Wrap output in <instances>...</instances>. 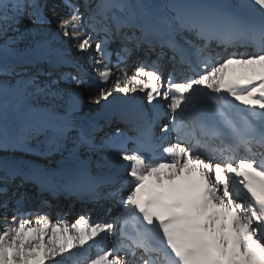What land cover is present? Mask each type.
I'll use <instances>...</instances> for the list:
<instances>
[{
    "label": "snow or ice",
    "instance_id": "snow-or-ice-1",
    "mask_svg": "<svg viewBox=\"0 0 264 264\" xmlns=\"http://www.w3.org/2000/svg\"><path fill=\"white\" fill-rule=\"evenodd\" d=\"M61 2L67 11L56 17L54 35L62 31L69 37L94 73H88L76 58L59 55V64L72 69L60 77L73 86L72 110L83 101L82 89H89L88 102L98 106L101 101L110 102V97L115 100L114 92L126 95L139 90L156 118L148 121V132L137 128L134 137L113 127L124 119L122 115L105 113L103 124L94 121L87 129H77L67 112L61 118L62 132L78 131L77 143L86 152L101 153L104 164L124 168L127 181H116L120 186L108 193L113 200L119 195L124 209L112 221L85 226L86 216L81 214L67 226L60 220L50 223L48 213L39 216L24 210L21 205L29 198L28 192L21 191L25 185H36L38 197L44 193L71 195L79 181L46 182L22 160H0V209L5 213L0 225V264H64L62 254L87 252L93 245L107 246L84 264H264V75L258 81L226 85L222 75L233 62L264 65V0L183 4L174 17L161 18L152 31L136 22L135 6L128 0H99L95 5L91 0ZM59 6L52 0H0V38L4 39L0 72H16L9 58L22 60L21 70L31 62L14 46L16 38L9 31L19 32L27 21L31 27L26 30L42 36L52 24L48 13H55ZM242 8L258 19H242L235 12ZM241 32L257 38L259 51L228 54L215 62L205 58L209 42L224 45ZM117 42L119 46L111 49ZM47 46V40H42L37 49ZM157 46L161 49L158 59L164 48L171 53L167 58L172 71L166 78L156 62L149 67L141 61L132 74L119 67L135 52L143 49L148 56ZM177 63L203 68L178 80ZM58 83L53 80L43 88L37 86V91L60 95L54 88ZM229 96L244 106L239 114L246 124L244 130L236 123ZM161 112L170 114V120L161 123ZM157 123L159 135L150 131ZM98 132H104L103 136L98 137ZM25 146V136L0 128V152ZM241 150L247 155H238ZM105 151L111 156L102 155ZM150 177L154 183L146 184ZM142 192L146 193L143 197ZM40 203L50 206L46 199ZM9 210L13 212L11 223ZM32 215L38 216L34 227L25 218ZM58 227L62 242L57 238ZM98 235L99 240H94Z\"/></svg>",
    "mask_w": 264,
    "mask_h": 264
},
{
    "label": "bare ground",
    "instance_id": "bare-ground-1",
    "mask_svg": "<svg viewBox=\"0 0 264 264\" xmlns=\"http://www.w3.org/2000/svg\"><path fill=\"white\" fill-rule=\"evenodd\" d=\"M197 2L195 3H214V0H196ZM149 2L151 4L156 5L157 7H163L166 10H169L172 8V4L171 2H173L172 0H149ZM181 3V2H180ZM57 5H60L57 10L56 13H52V15H49L50 19L52 20V24L50 27H48L45 31H44V35H36L33 33H29L26 29L30 28L31 25L26 21L24 25H20V31L19 32H13V31H9L8 35L9 36H16L18 39L16 41V44L14 45L18 50H20L22 53H24L27 57L29 54L32 53V56H35L37 58L38 55H35L36 52L38 53H42V52H54L53 50H49L50 49H55V48H59L61 50L62 53H66L68 55H70L71 57L76 58L84 67L87 66L86 60L85 58L82 56L81 53H79L76 48H75V43L72 42L70 40L69 37H64L62 34V31L60 33L59 36L54 35L55 31H56V17L58 15H64L66 13V9H64L62 7V2L61 0H58ZM183 4V2L181 3ZM21 33H23V35H21ZM42 40H47L48 42V46L47 48H39L37 49V45L40 41ZM4 43V39L0 38V45H2ZM119 46V42H117L115 45L112 46L111 49H115ZM52 47V48H51ZM49 53V52H48ZM40 56H48L47 54L45 55V53L43 54H39ZM143 56V57H142ZM142 57V58H141ZM156 55L153 54L151 61L147 62V64H152V62L155 61ZM31 58V57H30ZM30 58H28L30 60ZM148 56H145L143 49L135 52L127 61V66H125L124 68L127 69L128 74H132L135 70L136 67L138 65V63H140V61L147 59ZM221 58V57H220ZM138 59L139 62H136ZM211 59V60H210ZM207 60L209 62H215L218 60H215L214 58L208 57ZM31 61V60H30ZM9 62L13 65H16V72H13L14 76H20V71H24L21 70V68L19 67V63H18V59H13V58H9ZM33 62L27 63L25 64L26 67H24L25 69V73L22 74V77L24 79V84L23 86H26L25 84H28L29 82L27 81L28 78L31 79V81L34 83H36L40 88H43L47 83L53 81V80H59V83L57 85L54 86V88H58L60 90V95L57 96H52V95H45L44 93H42V97L40 101H37L36 99H33V96L36 95V91L32 92L26 99H25V103L28 104V102H35V104L37 106H45V108H48L50 105L51 108L54 110V113L48 112V111H43V110H39V109H35L32 105H26L25 103H23V105L21 104H16L14 106L9 105L8 107H5L6 111L0 110V115L1 116H6L8 118H11V121H15L17 123L15 129L22 123H33V127L31 130H33L34 132H37L36 135L33 136V143L36 144L38 142L41 141V137L43 136V134L40 132L38 126L41 124L43 125H49V127L45 130L46 134H44V139L43 141V146L48 147V150L46 151H40L38 149H36L34 146H26L23 149H16V150H11L13 151V153H24V154H31L33 155H37L43 158H62L64 159L63 155H59L57 152L58 151H53V146L55 145V143H57V146H59V148L61 150H64L66 152H80L82 155H90L93 154V156H95L98 160H99V165L101 166V164H104L103 161H100V155L101 153H91V152H86L85 149H83L79 144L75 145V143H77V136H78V131H74V132H70L68 135L66 136H62L60 135L58 129L61 128L62 129V117L65 115V113L67 112L69 115V118L74 122V124L79 128H88V126L96 121L95 120V115L96 113H98L99 111H107L109 110L110 112H113L114 108H117L118 106L120 107H125L129 104L132 105H137L138 103H145V99L144 97V92H140L139 90L137 92H129L126 95L122 94V93H113V95L116 97L115 100H113L111 97L109 98L110 102H105V101H101V105H96L94 103L90 104L89 101V97H88V91L89 89H82L83 92V101L82 103L78 104L75 108V110H72L71 105H72V100H71V90L73 88V86L67 82H65L64 80L60 79L61 74L64 72H68V71H72V69L70 68H62L57 70L56 73L54 74H49L48 72H44L43 70H41L40 66L42 64L39 65V67H31L30 64H32ZM121 68V67H120ZM203 68V65L201 67V69ZM114 72L117 71V69L114 67L112 69ZM164 70H168V67L166 66L164 68ZM60 71V72H58ZM27 72V73H26ZM244 72V71H243ZM19 73V74H17ZM89 73H93L92 68H89ZM3 76H7V74L5 72H0V77ZM3 82V79H0V83ZM94 87V85H93ZM147 91V90H145ZM8 96H3L0 97V101L1 100H7ZM17 101H20V95L17 96ZM32 104V103H31ZM80 105H82V109H79ZM258 109V106H256ZM166 109H167V105H166ZM57 112V113H55ZM170 115V114H169ZM170 119V117H169ZM102 120V119H101ZM101 120H97L98 122H101ZM44 122V123H41ZM124 121H119V123L121 124ZM36 123V124H34ZM7 119L6 120H1V126L0 128H7ZM123 124V123H122ZM116 127V126H113ZM121 127V126H118ZM23 130V128L21 129ZM109 128L104 127V131H108ZM54 133V134H52ZM63 133V132H62ZM104 132H98L97 135L103 136ZM172 136H174V133H172ZM102 155H111L110 152H103ZM18 156H2V158H0V160H10V161H14L17 160ZM69 156H67L66 160H69ZM34 164H37L36 162H33ZM52 166H48L47 168H52ZM102 167H108L107 164H104V166ZM41 179H44L46 182V179L50 178L45 174V173H41L39 174ZM59 175V174H58ZM18 183V181H16ZM10 187H14V185H10ZM117 187L116 184L114 183H109V184H102L101 186H99V189H101L103 191V195L101 197H105L106 193H108V191H113L115 188ZM26 185L24 187V189H26ZM105 194V195H104ZM100 202H102L103 204H110L112 203V200L110 198H102L100 200ZM40 202L39 201H32V200H25V202L22 204V208L24 210L27 211H32L35 212L37 211L38 207H39ZM72 204V203H71ZM110 208H112L113 210V216L116 218L119 216V213L116 212V205H112ZM67 210V212L71 213V219H65L63 218L64 215V211ZM11 211V210H9ZM7 212V218L9 220V222L11 223V219H12V213ZM104 211L106 210H102L99 213V217H102ZM76 211L66 208V209H56L54 211H51V215H48L47 218L50 221V223L52 224H57V221L60 220L61 225H67L70 226L71 224L75 223V221L77 220V218L81 215H75ZM44 215V214H43ZM41 215V216H43ZM38 217V216H35ZM62 217V219H61ZM28 218L32 221V226H35V220L36 218H34V215H32L31 217H25ZM5 219V213L3 209H0V225L3 224V221ZM20 219V217H17V221ZM97 222V221H95ZM85 226H87L90 222L85 220ZM70 234V233H69ZM57 238L59 240H63V236L60 235L59 233V227L57 228ZM94 240H99V235L93 238ZM89 244H91L92 242L89 241ZM85 248H87V245L84 246ZM94 247V245H93ZM92 247V250H93ZM103 248V245L99 246V250ZM71 252L75 253V250H70ZM79 253V252H78ZM82 253H84V255L82 256H78L77 261L73 262V263H77L78 261H84L87 258H89V254H87L86 252L82 251ZM92 253V251H91ZM97 253V252H96ZM65 255V258H73L74 254H62ZM59 258V257H56ZM72 263V264H73Z\"/></svg>",
    "mask_w": 264,
    "mask_h": 264
},
{
    "label": "rangeland",
    "instance_id": "rangeland-1",
    "mask_svg": "<svg viewBox=\"0 0 264 264\" xmlns=\"http://www.w3.org/2000/svg\"><path fill=\"white\" fill-rule=\"evenodd\" d=\"M16 38V41H17V37L16 36H13ZM124 64H120L119 66H122L123 67ZM0 79H3V82L0 83V97H3V96H8L7 100H1L0 101V108H2L3 111H6L5 107H8L9 105L12 104V106L16 105V104H21L23 105V103H25V99L34 91H36V95L33 96V99H36L37 101H40L41 100V97H42V93H40L39 91H37V84L36 83H33L31 81V79L28 78V84H25L26 86H23L24 84V79L22 77V75L20 76H3V77H0ZM20 95V101L18 102L17 101V96ZM29 104H26V105H32L35 109H39V110H43V111H46V110H51V106L48 105L49 107L48 108H45V106H38L35 104V102H28ZM32 103V104H31ZM57 113V112H56ZM6 120L7 119V129L10 130V131H14L17 123L15 121H11L12 119L11 118H8L7 115L6 116H1L0 115V122L1 120ZM30 128V127H29ZM41 125H40V127ZM34 135H36V133H34ZM44 137H41V141L34 144L33 143V139L30 140V143L27 141V144L26 146L30 147V146H34L36 149L40 150V151H46L48 150V147H44L43 146V140ZM92 158V157H91ZM93 159V158H92ZM67 218H69V215H67Z\"/></svg>",
    "mask_w": 264,
    "mask_h": 264
}]
</instances>
